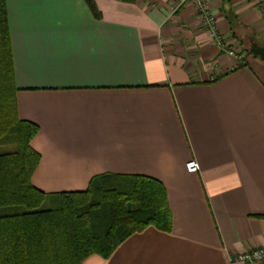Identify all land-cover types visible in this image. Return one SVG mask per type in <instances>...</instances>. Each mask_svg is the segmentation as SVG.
<instances>
[{
	"label": "crops",
	"instance_id": "crops-1",
	"mask_svg": "<svg viewBox=\"0 0 264 264\" xmlns=\"http://www.w3.org/2000/svg\"><path fill=\"white\" fill-rule=\"evenodd\" d=\"M5 2L17 116L38 127L32 185L144 175L166 192L169 230L80 264H243L264 246V61L229 56L192 0ZM207 2L228 48L264 43L254 0Z\"/></svg>",
	"mask_w": 264,
	"mask_h": 264
},
{
	"label": "trees",
	"instance_id": "trees-1",
	"mask_svg": "<svg viewBox=\"0 0 264 264\" xmlns=\"http://www.w3.org/2000/svg\"><path fill=\"white\" fill-rule=\"evenodd\" d=\"M85 1L96 14L93 0ZM6 15L0 0V264H80L91 254L108 257L149 225L169 230L165 189L148 176L99 174L79 191L32 185L39 155L30 140L38 127L17 116Z\"/></svg>",
	"mask_w": 264,
	"mask_h": 264
},
{
	"label": "built area",
	"instance_id": "built-area-1",
	"mask_svg": "<svg viewBox=\"0 0 264 264\" xmlns=\"http://www.w3.org/2000/svg\"><path fill=\"white\" fill-rule=\"evenodd\" d=\"M185 0H181L180 3L184 2ZM255 4L264 18V0H254ZM193 7H195L196 11L200 15L201 19L207 24L209 29V35L215 39L221 48L226 50L229 56L236 57L238 60H243L246 56V51L240 48H228L230 42L225 40L217 35L215 31V20L214 17L210 13V6L207 0H192ZM185 168L188 172H195L198 171L199 165L195 159H190L185 163ZM232 260L241 262L243 264H264V246L255 247L246 249L240 253H237L232 257Z\"/></svg>",
	"mask_w": 264,
	"mask_h": 264
},
{
	"label": "water",
	"instance_id": "water-1",
	"mask_svg": "<svg viewBox=\"0 0 264 264\" xmlns=\"http://www.w3.org/2000/svg\"><path fill=\"white\" fill-rule=\"evenodd\" d=\"M249 51L251 52V55H254L255 57L264 61V43L258 44L256 42H251Z\"/></svg>",
	"mask_w": 264,
	"mask_h": 264
},
{
	"label": "rangeland",
	"instance_id": "rangeland-1",
	"mask_svg": "<svg viewBox=\"0 0 264 264\" xmlns=\"http://www.w3.org/2000/svg\"><path fill=\"white\" fill-rule=\"evenodd\" d=\"M247 41H244V46L247 48V49H249V46H250V43L248 44V43H246Z\"/></svg>",
	"mask_w": 264,
	"mask_h": 264
}]
</instances>
